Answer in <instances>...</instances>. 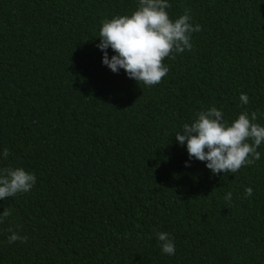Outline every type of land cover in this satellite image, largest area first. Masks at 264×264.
I'll return each instance as SVG.
<instances>
[{"label":"trees","instance_id":"trees-1","mask_svg":"<svg viewBox=\"0 0 264 264\" xmlns=\"http://www.w3.org/2000/svg\"><path fill=\"white\" fill-rule=\"evenodd\" d=\"M168 3L202 31L147 87L97 47L102 22L138 0H0V167L37 178L0 200L12 209L0 264H264V144L253 165L215 175L175 139L211 107L264 126V0ZM9 227L27 242L9 243Z\"/></svg>","mask_w":264,"mask_h":264},{"label":"clouds","instance_id":"clouds-1","mask_svg":"<svg viewBox=\"0 0 264 264\" xmlns=\"http://www.w3.org/2000/svg\"><path fill=\"white\" fill-rule=\"evenodd\" d=\"M170 7L168 0H138V8L130 16L104 20L99 32L101 42L97 45L104 53L103 64L113 73L123 69L128 78L147 87L160 84L169 73L165 59L175 60L177 53L191 51L192 34L202 31L200 25L193 26L190 22V10L186 9L182 16L172 20L167 11ZM109 48L115 53L111 59ZM240 101L247 105V94L242 93ZM257 119V112L249 115L244 111L228 124L222 111L211 107L197 113L193 123H185L175 139L181 146L186 145L190 160L205 162L213 174H235L261 158L257 149L264 144V126L256 123ZM9 155L7 148L0 152L5 160ZM36 180L34 173L23 168L0 167V200L31 192ZM245 193L251 196L253 190L246 188ZM231 198L232 193H227L225 200ZM11 215L12 209L6 208L0 214V224ZM8 231L11 233L9 243L27 242L28 238L19 235L14 228L9 227ZM156 238L163 254L175 255V243L169 233L157 231Z\"/></svg>","mask_w":264,"mask_h":264}]
</instances>
